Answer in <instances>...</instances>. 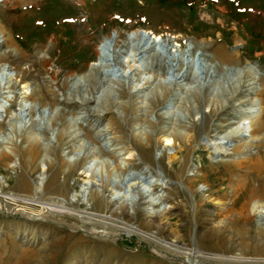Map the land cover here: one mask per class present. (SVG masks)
<instances>
[{
	"label": "rangeland",
	"instance_id": "1",
	"mask_svg": "<svg viewBox=\"0 0 264 264\" xmlns=\"http://www.w3.org/2000/svg\"><path fill=\"white\" fill-rule=\"evenodd\" d=\"M142 29L162 37L173 36L182 48L189 40L205 45L203 50L214 64V71L210 76L205 72L203 79L192 78L191 88L177 87L179 93L174 85L171 89L163 84L150 86L149 98L142 105L125 84L102 87L93 77L76 85L66 81L84 75L97 62L100 45L114 31L123 45L129 33ZM0 31L4 38L0 66L8 63L24 70L25 77L17 89L22 91L24 81L32 82L35 91L28 99L39 103L34 123L18 127L22 133L17 134L16 156L0 153L4 194L34 195L46 151L50 159L44 171L47 186L43 197L69 198L80 184L91 180L82 174L80 163L95 143L105 145V136L98 130L110 121L108 133L120 143L117 149L128 143L134 146L131 166L140 170L147 164L155 176L163 170L172 183L167 189L172 208L165 218L149 225L141 213L135 219L121 215L123 218L114 216L115 225L132 222L148 232H158L164 240H177L203 253H239L250 261L264 256V219L258 225L251 213L252 205H248L264 199V0H2ZM248 64L255 72L246 68ZM131 71L138 76L139 71ZM49 76L56 80L52 86L66 94V102L60 100L61 91L56 90V97L44 92ZM250 83L255 87L249 97L258 101L262 110L253 135L246 134V140L254 141V145L241 149L242 156L235 149L228 156L218 157L205 146L207 139L213 141L217 133L234 126L239 117L234 109L245 100ZM54 100L62 103L55 115L49 110L42 115L40 106H50ZM169 101L173 108L166 116L164 105ZM80 112H85V121L78 119L71 125L72 115ZM50 118L55 127L50 125ZM140 118L148 131L144 139L132 135L139 128L134 124L142 122ZM31 128L51 141L36 144L33 139L26 140L25 131ZM63 128L67 130L57 142ZM174 128L184 133L192 130V134L173 143L169 153L174 152L175 158L166 153L158 164L156 156L161 155L159 149L166 143L161 132ZM9 130L7 123H0V136L6 138ZM232 141L237 144L235 138ZM67 151L79 152L73 164L65 159ZM104 154L110 153L105 149ZM91 201L88 212L107 213L103 196ZM17 203L8 204L0 195V264L188 262L180 253L167 251L149 239L93 224L90 214L83 221L33 204ZM75 207L87 208L85 204ZM222 220L224 223L219 224ZM97 230H108L111 235H98ZM201 263L216 264L212 260Z\"/></svg>",
	"mask_w": 264,
	"mask_h": 264
},
{
	"label": "bare ground",
	"instance_id": "2",
	"mask_svg": "<svg viewBox=\"0 0 264 264\" xmlns=\"http://www.w3.org/2000/svg\"><path fill=\"white\" fill-rule=\"evenodd\" d=\"M146 31L154 35L155 47L153 48L151 46H148V42H145V34H141V30L129 33L127 35V38L124 40L123 45L119 44L120 35L118 33H116L115 36L111 35L106 37L100 45L99 56L101 58V61H104L103 58L107 56L109 57L110 55H112L113 58L116 56L117 58H115L117 60H121V62L116 61V64L119 65L120 69L122 70V75L120 78H117L116 76V78H114L113 76V79L109 78L105 79L106 81H104V74L102 73L104 65H107V68L112 66H109V64H103V62H100L97 59V63H93L94 65L91 66V70L88 73H85L82 76L75 77L73 81H70L69 78H67L66 81L71 83L72 85H76L78 82L86 80L87 78L91 79V77H93L96 79L98 84L102 85V87H106L109 85L113 88H116V86H118L119 84H125V86H127L128 88L129 94H131L134 98H137V100H139L138 103L142 105L149 98L150 85L154 84V86H160L161 84H163V80L167 78L168 75L174 77V73L177 76H179L180 74H184L183 72L186 71L184 58L185 52H191L193 58L192 62L194 64H197L195 54L201 51V56L204 57V60L211 64V68L214 67V64L211 63L208 58H205V55H208V53L203 50V47L205 45H202L200 43L197 45L193 40H189V42L186 44V47L182 48L177 44L175 37L174 39H172V36L170 37V35H167L168 38H166V36L162 37L161 35H156L149 30ZM0 35L1 45L2 42H4L3 34L1 31ZM141 42L142 44H140ZM172 43H176V45L174 44L173 47H171V49L167 51L168 54L172 55L171 58L168 54L161 55L159 52H156V46L167 47ZM140 48L143 50L155 51V56H158L161 61L159 62L157 58H152L153 61L151 63L156 65L154 67L151 66V69L149 71L147 69H142V60L139 58V54L141 51ZM179 56V62L176 63V58H178ZM133 68L136 71H139V77L134 74L138 78L134 80L131 85L129 83L127 85L126 82L130 81V72ZM246 68L250 71L255 70V68L251 64H248ZM154 72L156 73V75L154 74ZM25 73L26 72L24 70L14 69L8 63H3L0 66V123H7L10 128L9 133L5 135L6 138L0 136V141H7L5 144H1L2 142H0V153L4 152L6 154L16 156L15 146L18 141L17 134H19L18 132L22 133V131H19L20 129L18 130V127L19 125L23 126L28 125L29 123L31 124V122L34 121L35 113L37 112L36 105L39 103L36 101L31 102L28 99L29 94L34 95V84L32 82L24 81L23 83L25 84L24 86H22V91H20V89H17V85L24 79ZM145 75H148L149 78H144ZM181 77L182 76H180V78ZM55 82V78L49 76L46 80L47 86L44 92L49 95L51 93V95H54V97H56V90L58 92L61 91L60 100L62 102H66V94L62 90H59L57 86H52V84ZM186 83L188 84V86H190L192 85L193 81L190 80ZM253 84L254 83L249 84L248 92L246 93L248 97L246 98L245 95V100L242 101L241 104H238L239 108L234 109V111L239 115V117H237V120H235L234 122V126H231L229 130H224L225 133H217L213 141L212 138L207 139L205 146L209 147L218 157L222 156V154H227L228 156L230 154L229 151L235 149L240 150L238 155L242 156L243 153L241 152V149H245L254 145V141L246 140V134L248 132H251V135H253L252 131L254 125L259 122L258 120H260L262 110L261 104L249 97V95L252 94L251 92L254 90L253 88L255 87L252 86ZM163 86L171 89V85L165 84ZM178 87L181 88L180 86ZM173 95L176 96L175 94ZM18 97H20L19 100ZM13 105H15V107H13ZM60 105H62L60 101L54 100V104L50 106L41 105L40 111L42 115H45L49 110L53 116L56 113V109H59L58 106ZM164 108V115L168 116L170 115V113H172L171 109L173 108V106L166 107L164 105ZM60 110L63 116L66 117L67 115L64 112V109ZM24 112L27 113L25 115L26 119L22 120L21 116H23ZM83 115H85V112H80L78 116L72 115L70 124L72 125L73 121L77 122L78 119L85 121L83 120ZM100 120L101 119H99L98 121ZM141 120L142 118H140V122ZM49 121L51 125V122H53L52 118H50ZM143 123L145 124V122H143L142 120L141 124L138 122L134 124L139 128L134 129L132 131V135L138 139H144V135L148 133L146 126H142ZM51 126H54L53 123ZM74 126L75 125H73L72 127ZM110 127H112V122L109 121L104 124L102 129L98 130V133H102L105 136V145L95 143L94 149L90 154L84 157V159L80 163L82 174L88 176L91 180L80 184L79 190L74 191L69 198L57 196L54 198L46 199L43 197L46 193L47 186V176L44 171L48 167V161L50 159L46 151L42 155V159L40 161V166L42 167L43 171L40 173L38 180L35 183V192L33 196L22 197L4 194L2 189L3 186H5L6 182L3 178H0V195L5 197V201L8 204L11 203L18 205L17 202L21 201L28 204L40 206L41 209H47L52 213L58 214L59 216L71 215L84 221L85 215L90 214V216L92 215L93 217L89 220L93 224L96 223L105 227L124 230L128 235L136 234L145 239H149L155 242L158 246H162L167 251L180 253L191 264H200L201 262L209 260L214 261L216 264H264V256L250 261L239 253L233 256L203 253L199 252V250L197 249L188 248L185 245L178 243L177 240H164L160 237L158 232H148L132 222L131 224L115 225L116 220L113 219L114 216L123 218L124 215H127V217L129 218L135 219L141 213L144 216L147 224L149 225L155 224L158 218H165L166 214L172 208V205L169 203L171 193L169 192V190H167L168 188L172 187V183L163 170L159 173V175L155 176L151 171V167L147 164H145L142 169L135 170L131 166L130 161L133 157H135V152L133 150L134 146L129 143L123 144L122 149L118 150L117 148L120 143H115L114 139L109 135L108 131ZM66 130L67 129L63 128L60 130V132H58L59 137L57 138V142H60L61 137L64 136L63 133ZM25 132V139H33V142L36 144H40L41 141H51L49 138L45 139L43 133L34 132L33 128ZM161 133L166 143L163 144V146L159 149L161 151V155L158 154L156 156L158 164H160L161 157L166 153L175 158L174 152L169 153L172 150L171 146L181 136L185 135V137H188L189 135H191L192 130L188 133H184L182 131L179 132L174 128L173 130L168 129L167 131L164 129ZM90 138L92 139L93 136H90ZM234 138L237 142L236 145L232 144V140ZM42 145L43 144H41V146ZM105 149L111 155L104 154ZM77 155H79V152L71 153L67 151L65 159L69 165L76 162ZM239 161L242 162V160ZM17 163L18 162H14V165H16ZM155 186L159 187L158 191L155 190ZM97 196H103L105 198L107 208L106 214L100 215L87 211V209L92 207L93 205L91 199H95ZM204 197L208 198L207 195H205ZM76 204H85L87 208L86 210H80L79 208L75 207ZM220 204L223 203L221 202ZM248 205L249 207L252 205L251 213L259 221H257L258 225H261L260 219H264V199L254 200L252 204L250 203ZM24 209L18 208V210L21 211ZM222 222L224 223V220L219 221V224ZM96 232L98 233V235L102 236L109 237L111 235L108 230H97Z\"/></svg>",
	"mask_w": 264,
	"mask_h": 264
},
{
	"label": "water",
	"instance_id": "3",
	"mask_svg": "<svg viewBox=\"0 0 264 264\" xmlns=\"http://www.w3.org/2000/svg\"><path fill=\"white\" fill-rule=\"evenodd\" d=\"M141 34H145V42H148V46H151L152 48L155 47L154 46V35H152L151 33L147 32L146 30L142 29L141 30ZM113 36L116 35V31H114L112 33ZM1 37V35H0ZM166 38H168V36H166ZM172 39H174V37L172 36ZM153 43V44H152ZM124 44V43H123ZM142 44V42L140 43ZM176 45V43H172L170 44V46L168 45L167 47H158L156 46V52H159L161 55H166L168 54L167 51H169L171 49V47H173V45ZM140 54H139V58L142 60V69H147L148 71L151 69V66H155L156 64H152L151 62L153 61L154 58H157V60H159V62L161 61V59H159L158 56H155V51H148V50H143L140 48ZM158 54V53H157ZM201 51L197 52V54H195V59L197 60V64L193 63L192 60V55H191V52L187 51L185 52L184 54V58H185V68H186V71L183 72L184 74H180L179 76H177L175 73H174V77L171 76V75H168L167 78H165L163 80V85H171V86H175L174 89H177L178 86L182 87V88H191L192 85L188 86V84L186 82L190 81L192 78L193 79H203L204 78V74L206 72V75L210 76L209 74H211L213 71H214V68H211V64L209 62H206L204 60V57L201 56ZM170 56V58L172 57V55L168 54ZM206 57L205 58H208L207 56L208 55H205ZM153 58V59H152ZM180 56L178 58H176V63L179 62V59ZM98 61L100 62H103V64H109V66H112V67H109L107 68V65H104V69H103V76H104V81H106L105 79H113V76L114 78H120L121 75H122V70L120 69L119 65L116 64V61L117 62H121V60H117L115 57L113 58L112 55H110L109 57H104L103 60L104 61H101L100 59V56H98ZM121 59V58H120ZM156 60V59H155ZM157 62V61H156ZM155 62V63H156ZM94 63H97V62H94ZM94 64L92 63L88 70L85 72V73H88L90 70H91V66H93ZM106 66V67H105ZM83 73V74H85ZM134 71H131L130 72V81L129 82H126L127 85L128 83L131 85L132 82L134 80H136L138 77H139V74H138V77L136 75H134ZM116 76V77H115ZM180 76H182L180 78ZM144 78H149L148 75H145ZM193 81V80H192ZM155 83V82H154ZM150 86H154V84L150 85ZM149 86V87H150ZM177 92L179 93L178 89H177ZM174 94L176 95V91L174 92ZM173 103L171 101H169L165 106L166 107H172ZM196 242L195 238L193 240V244ZM187 264H190L189 262H186Z\"/></svg>",
	"mask_w": 264,
	"mask_h": 264
}]
</instances>
